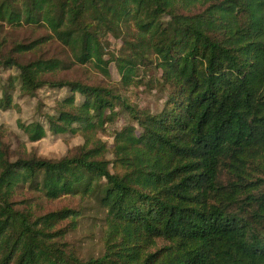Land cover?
Masks as SVG:
<instances>
[{"label":"trees","instance_id":"16d2710c","mask_svg":"<svg viewBox=\"0 0 264 264\" xmlns=\"http://www.w3.org/2000/svg\"><path fill=\"white\" fill-rule=\"evenodd\" d=\"M0 27L42 32L0 39V69L15 70L0 112L15 92L64 91L19 127L30 143L83 140L51 160L13 159L0 139V264H264V0H0ZM108 37L122 45L106 61ZM54 41L120 81L61 78ZM148 68L157 110L136 102ZM62 198L80 205L43 209ZM89 210L103 248L85 259L68 236Z\"/></svg>","mask_w":264,"mask_h":264},{"label":"rangeland","instance_id":"374dc122","mask_svg":"<svg viewBox=\"0 0 264 264\" xmlns=\"http://www.w3.org/2000/svg\"><path fill=\"white\" fill-rule=\"evenodd\" d=\"M41 31L33 29H25L23 31H13L10 28L0 27V39L8 37L9 40H35L40 37ZM109 45L107 53L104 57L106 61L111 59L113 53H117L122 45V42L108 37ZM29 42V41H26ZM48 57H55L66 61L67 68L63 70L60 77L63 79L83 81L99 86L116 85L120 81V75L114 63L109 65L110 77H107L94 63L78 64L74 62L65 47L54 41L50 42L46 48ZM33 55L26 56L21 62H29L34 60ZM154 68L144 69L140 73L139 80L149 83V86H139L137 91L139 100L136 101L142 108L157 110L163 104L162 95L151 87L155 86ZM14 69H0V90L4 85V80H7L10 75H14ZM1 95V91H0ZM65 96L64 91H58L46 87L40 90L35 98L22 97L18 92L14 94V106L8 111L0 112V139L10 149L12 158L20 155L35 152L39 157L51 160H58L75 151V149L83 143L82 137L79 135H64L53 136L50 133L47 137L39 142L30 143L26 135L20 129L19 123H31L43 119V115L47 113L55 104L57 99ZM122 122H117L116 125H109L111 129L119 128ZM109 143L112 139L103 137ZM43 202L45 211H53L64 206H79L78 200L62 198L61 200L48 203ZM40 207V210L42 209ZM103 229L102 222L97 219V214L94 211L86 212L85 217L79 220L78 227L68 236V243L82 258L96 257L100 255L103 248Z\"/></svg>","mask_w":264,"mask_h":264}]
</instances>
